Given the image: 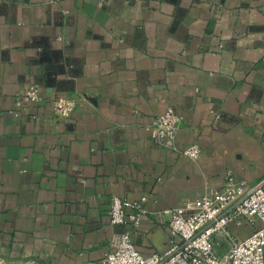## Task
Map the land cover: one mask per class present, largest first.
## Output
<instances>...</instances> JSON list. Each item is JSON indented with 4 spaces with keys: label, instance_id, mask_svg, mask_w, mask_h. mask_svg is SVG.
I'll list each match as a JSON object with an SVG mask.
<instances>
[{
    "label": "crops",
    "instance_id": "crops-1",
    "mask_svg": "<svg viewBox=\"0 0 264 264\" xmlns=\"http://www.w3.org/2000/svg\"><path fill=\"white\" fill-rule=\"evenodd\" d=\"M169 107L171 149L148 131ZM228 171L264 176V0H0V264H103L124 231L163 252L164 212ZM144 196L139 226L110 223L112 198Z\"/></svg>",
    "mask_w": 264,
    "mask_h": 264
},
{
    "label": "built area",
    "instance_id": "built-area-1",
    "mask_svg": "<svg viewBox=\"0 0 264 264\" xmlns=\"http://www.w3.org/2000/svg\"><path fill=\"white\" fill-rule=\"evenodd\" d=\"M41 100V89L33 83L17 96L15 105L20 109L24 104ZM50 102L53 113L60 118L70 117L77 107L75 100L63 97ZM14 114L19 116V110ZM211 114L216 120L221 118L215 111ZM181 123L182 118L175 110L167 108L148 128L151 140L158 147L175 148ZM201 154L197 143L182 151L183 157L193 161ZM147 200L146 196L140 201L112 198L108 212L110 223L131 222L139 226ZM164 213L170 218V241L163 252L150 255L140 252L131 231H124L103 264H264V176L250 186L228 171L222 188L212 189ZM240 229L251 232L240 238Z\"/></svg>",
    "mask_w": 264,
    "mask_h": 264
},
{
    "label": "rangeland",
    "instance_id": "rangeland-1",
    "mask_svg": "<svg viewBox=\"0 0 264 264\" xmlns=\"http://www.w3.org/2000/svg\"><path fill=\"white\" fill-rule=\"evenodd\" d=\"M238 236H239L240 238L247 236V233L245 232V229H240V230L238 231Z\"/></svg>",
    "mask_w": 264,
    "mask_h": 264
}]
</instances>
